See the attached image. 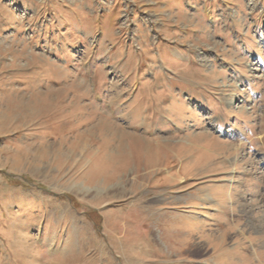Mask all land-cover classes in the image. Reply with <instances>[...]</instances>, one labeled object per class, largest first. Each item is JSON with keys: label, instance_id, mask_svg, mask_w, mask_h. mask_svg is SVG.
<instances>
[{"label": "rangeland", "instance_id": "obj_1", "mask_svg": "<svg viewBox=\"0 0 264 264\" xmlns=\"http://www.w3.org/2000/svg\"><path fill=\"white\" fill-rule=\"evenodd\" d=\"M0 264H264V0H0Z\"/></svg>", "mask_w": 264, "mask_h": 264}]
</instances>
